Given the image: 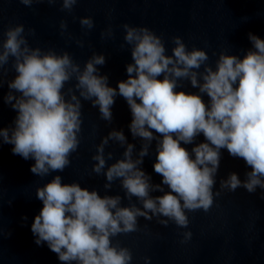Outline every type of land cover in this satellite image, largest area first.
Here are the masks:
<instances>
[{
  "label": "clouds",
  "instance_id": "1",
  "mask_svg": "<svg viewBox=\"0 0 264 264\" xmlns=\"http://www.w3.org/2000/svg\"><path fill=\"white\" fill-rule=\"evenodd\" d=\"M78 2L20 0L29 8L34 3H61L60 10L67 12ZM79 23L88 30L94 27L91 17H82ZM122 27L132 62L126 65L127 79L115 88L97 67L106 63L103 54L93 53L81 68L67 51L57 54L31 47L23 24L9 26L0 38V87L11 60L15 76L7 81L4 101L17 112L14 127L0 128V139L13 145L14 155L34 160L30 167L34 175L43 178L71 164L70 156L81 142L82 100L98 108L100 118L111 124L115 99L123 97L132 116L130 133L141 142L137 151L122 129L113 128L92 156V172L106 178L105 192L119 181L123 197L101 196L78 182L63 183L60 175L36 188L43 207L31 224L34 242L46 243L63 264H131L132 251L119 241L113 243V238L140 231L138 218L187 228V213L208 212L222 190L243 188L253 194L259 188L264 193V39L248 33L252 48L242 57L221 52L213 68L206 51L189 50L179 36L172 37L174 47L168 55L162 37L148 27ZM67 29V22L61 20V35ZM29 33L34 35V30ZM101 36L111 38L112 29ZM76 43L84 46L82 40ZM73 79L75 84L65 92ZM182 81L197 91L183 90ZM200 134L205 142L197 144ZM110 141L124 151L122 158L108 164L113 159L112 152L105 153ZM153 142V169L162 177L159 184L142 168ZM182 145L194 146L189 151ZM222 149L242 159L250 170L243 180L230 173L219 181L221 191L214 192ZM154 192L162 194L153 196ZM133 198L140 206L132 203ZM123 199L129 201L127 206ZM183 236L187 241L192 233ZM144 260L150 264L149 257Z\"/></svg>",
  "mask_w": 264,
  "mask_h": 264
}]
</instances>
